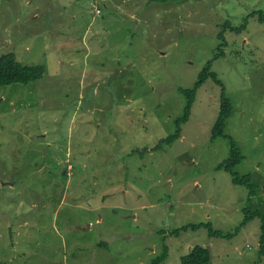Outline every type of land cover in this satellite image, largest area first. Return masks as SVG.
<instances>
[{
    "label": "rangeland",
    "instance_id": "374dc122",
    "mask_svg": "<svg viewBox=\"0 0 264 264\" xmlns=\"http://www.w3.org/2000/svg\"><path fill=\"white\" fill-rule=\"evenodd\" d=\"M259 11L264 0H0V56L43 70L0 86V264H152L164 244L162 264L195 246L212 264H264L260 218L240 226L264 215ZM208 63L223 87L206 79L179 138L155 149ZM222 93L252 195L218 169ZM201 223L232 236H169Z\"/></svg>",
    "mask_w": 264,
    "mask_h": 264
},
{
    "label": "trees",
    "instance_id": "16d2710c",
    "mask_svg": "<svg viewBox=\"0 0 264 264\" xmlns=\"http://www.w3.org/2000/svg\"><path fill=\"white\" fill-rule=\"evenodd\" d=\"M157 2H167V1H175V0H152ZM249 15L253 16L256 15V12H251ZM258 18L264 24V12H258ZM247 18L244 19L243 25L241 28L244 27L245 21ZM218 56V55H217ZM216 56V58H217ZM42 67H29L23 66L21 63H18L15 60L13 54H3L0 56V86H7L11 84H29L40 79L42 75ZM212 78L217 85L223 87L221 81L218 79L217 75L211 71V63L206 64V67L203 69L202 73L199 75L198 81L195 83L192 90L186 91L182 90L181 93L186 96L187 103L184 109V114L179 117L175 121L176 131L173 135L165 139L164 141L160 142V144L155 148L158 149L164 143L170 144L172 141H175L180 136V126L185 123L188 119V115L190 113V108L194 100L196 90L201 86V84L206 80ZM232 113V105L229 99H227L222 93V104L220 107V111L217 116V120L214 125V129L212 130V140L219 137H225L229 140V148H230V156L226 161H223L218 165V169H224L225 171L229 172L232 175V181L235 184H242L248 188V193L250 195L253 194V185L250 182L249 175L238 176L234 171V167L238 164L242 156L240 155L238 149L236 148L235 142L229 137L226 136L224 133L225 123L228 117ZM259 217L262 224L260 227L261 235L259 238L260 243V253L264 254V215L256 213L247 214L243 222L240 226L245 225L248 221V217ZM203 227L209 230L210 237H218V238H230L232 235H224L219 231H214L212 229L211 223H201L200 225H187L182 227L179 230H173L170 232L169 236L177 237L179 233L186 232L188 230H197L198 228ZM239 227H237L238 230ZM165 242V241H164ZM169 255V247L164 244L162 253L153 260L152 264H162L164 263ZM180 264H212L211 262V253L208 248H203L200 246H195L190 250V252L181 258Z\"/></svg>",
    "mask_w": 264,
    "mask_h": 264
}]
</instances>
